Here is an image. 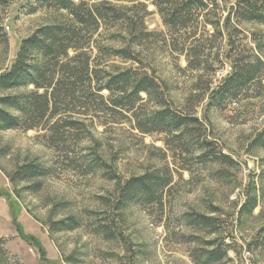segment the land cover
<instances>
[{"label": "rangeland", "instance_id": "374dc122", "mask_svg": "<svg viewBox=\"0 0 264 264\" xmlns=\"http://www.w3.org/2000/svg\"><path fill=\"white\" fill-rule=\"evenodd\" d=\"M216 1L197 24L210 39L200 54L189 53L192 41L165 26L153 1L128 4H146L137 11L153 34L139 42L141 63L134 66L155 79L171 112L199 118V124L188 123L186 135L144 134L132 114L112 112L92 98L63 109L81 125L60 128L58 137L44 125L0 131V264H199L204 252L219 246L228 255L211 264H264V149L255 144L264 131V81L246 86L234 100L211 101L234 65L264 61L258 50L264 27L234 24V48L227 50L226 38L205 22L223 27L236 0ZM64 14L38 0H0V75L14 65L24 40ZM113 32L102 29L91 53L109 73L132 64L96 49L122 48ZM196 55L204 62L201 70L189 68ZM256 76L264 78L263 65ZM141 98L139 115L163 109L146 94ZM96 158L106 167L97 168ZM31 162L44 168L43 176L14 183V174ZM136 178L158 180L155 194L121 207L123 188ZM249 196L257 206L241 215ZM199 215L213 224L198 225ZM64 220L74 223L56 231L54 224Z\"/></svg>", "mask_w": 264, "mask_h": 264}, {"label": "trees", "instance_id": "16d2710c", "mask_svg": "<svg viewBox=\"0 0 264 264\" xmlns=\"http://www.w3.org/2000/svg\"><path fill=\"white\" fill-rule=\"evenodd\" d=\"M121 1L127 5L115 4L111 0L89 2L38 0L40 4L46 3L58 12L64 11L66 14L60 22L44 26L24 40L14 65L0 75V92L24 90L15 95L0 97V131L12 129L29 131L44 125L49 127L52 136L58 137L61 135L60 128L65 131L74 130L81 125V122L72 119L69 121L68 116H63L68 114V109H63L70 107V101H90L91 98L102 102V106L105 105L112 112L122 110L132 114L137 128L144 134L159 131L180 132L186 135L189 122L199 124L197 116L189 117L171 112L164 103L166 101L164 94L160 93L161 89L155 79L134 66L141 63L136 58L139 55L136 50L140 46L139 42L145 36L153 34L146 32L144 16H139L137 11L142 8L145 11L146 4H133V7H130L128 4L139 0ZM151 1L162 15L165 26L176 31L180 38L186 36L192 41L189 53L200 54V50L206 46L205 43L210 42V39L205 38V33H200L201 26L197 24L207 8L210 5H217V1L214 0L213 3L204 0ZM193 22L196 26L192 25ZM239 23H253L264 27V0H236L223 27L219 23L209 21L205 22V25L213 26L216 34L226 38V48L229 50L234 48L231 29L234 28V24ZM102 29L110 33L114 31L112 41L122 44V48L113 50L107 46H98L96 49L100 53L110 51L121 60L131 62L128 68L111 67L115 72L109 73L108 66L103 70L97 62L98 59L92 57L94 45L98 43L95 37ZM211 37L213 38V35ZM258 43V50L264 55V37L260 38ZM198 56H195L196 66L189 63V68L194 70L204 68V62ZM226 58L232 60L230 55ZM256 58L258 64L248 63L242 69L234 65L232 72L213 94L211 101L218 104L225 99L234 100L246 86L256 82L263 84L264 78H258L256 75L259 65L264 66V61L260 57ZM206 62L209 66V62ZM30 86L33 89L29 90ZM103 92H108V96L105 97ZM141 94H146L149 101L155 102L156 109H160L161 106L163 109L154 110L146 116L139 115V109L135 105L142 100ZM255 144L258 148L264 149V131L258 136ZM222 157L227 159L225 156ZM95 165L97 168L106 167L102 166L97 158ZM44 171L37 162H31L20 168L12 177V181L16 183L32 180L43 176ZM113 179L119 180L117 177ZM158 185L159 181L156 179L151 183L144 178L128 181L123 188L121 207L136 197H149L155 194ZM256 206V197L249 196L242 207L241 215L251 213ZM212 221L210 217L201 215L194 219L195 223L206 227L211 226ZM72 223L73 220L57 222L54 224L55 230H67ZM3 253L0 240V256ZM227 255V249L223 250L219 246L204 252L196 262L211 264L222 261Z\"/></svg>", "mask_w": 264, "mask_h": 264}]
</instances>
